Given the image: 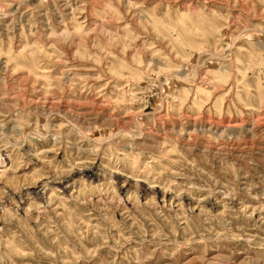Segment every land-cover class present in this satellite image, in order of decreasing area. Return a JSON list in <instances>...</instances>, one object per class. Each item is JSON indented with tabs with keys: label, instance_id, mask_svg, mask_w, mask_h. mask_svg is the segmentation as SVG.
<instances>
[{
	"label": "rangeland",
	"instance_id": "1",
	"mask_svg": "<svg viewBox=\"0 0 264 264\" xmlns=\"http://www.w3.org/2000/svg\"><path fill=\"white\" fill-rule=\"evenodd\" d=\"M0 264H264V0H0Z\"/></svg>",
	"mask_w": 264,
	"mask_h": 264
}]
</instances>
